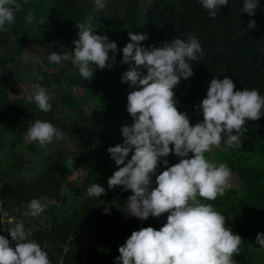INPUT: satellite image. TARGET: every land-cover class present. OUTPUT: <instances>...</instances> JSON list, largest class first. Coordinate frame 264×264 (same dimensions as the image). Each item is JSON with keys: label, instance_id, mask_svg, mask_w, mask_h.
Masks as SVG:
<instances>
[{"label": "trees", "instance_id": "1", "mask_svg": "<svg viewBox=\"0 0 264 264\" xmlns=\"http://www.w3.org/2000/svg\"><path fill=\"white\" fill-rule=\"evenodd\" d=\"M260 2L264 7V0ZM93 7L92 0H28L16 13L14 22L0 32V48L12 40V52L0 53L2 70L16 67L13 64L16 56L24 57L32 45L74 48L72 41L78 38L75 25L90 15L94 32L107 35L117 44L113 66L104 70L94 67L93 76L88 81L79 75L70 61L57 65L47 60L49 71H42L40 86L48 91L53 88V81L59 84L65 80L73 88L82 89L79 93L72 88L59 90L60 104L66 109L62 114H53L51 110L46 113L39 111L27 99L28 95L10 98L6 82L0 81V150L7 145L12 153L10 169L5 174L0 173V189L8 195H4V208L11 210L15 205L19 211V219H11L6 227L11 228L25 217L23 223L31 232L30 238L42 247L46 246L51 264L57 263L59 257L56 253L61 252L63 243L68 244L61 257L63 264H113V258L119 255L118 247L133 230L148 226L158 229L166 218L167 213L159 218L150 216L141 222L127 215L117 207L126 203L130 191L120 192L118 187L107 190V185L100 198L89 197L86 193L68 212H55L59 208L57 201L61 198L64 179L55 175L54 170L66 159H75L86 170L89 185L97 183L103 186L116 170V165L110 169L106 166L109 159L106 150L119 143L112 135L117 132L121 136L120 126L132 122L125 108L127 94L132 89L126 82H120L121 73L127 70V65L120 62V49L128 42L129 31L147 33L148 39L141 42L145 47L163 46V42L170 43L177 36L187 40L189 34L199 39L203 56L190 62L193 75L188 79L181 78L173 89L174 98L178 101L177 109L188 114L190 124L202 118L193 105L204 98L214 76L231 78L235 83L234 91L256 88L264 95L262 8L256 7L254 15L249 16L238 11L243 7V0H229L213 19L198 0H107L104 9L92 12ZM28 11L34 16L32 23L25 20ZM250 20H255L253 29H247ZM22 67L19 75L30 82L33 72H29L26 63H22ZM32 86H29L30 91L34 90ZM35 111L40 120L49 121L60 129L75 148L55 147L46 156L42 169L28 180L21 181L16 177V171L24 160L16 146L19 138L26 136L30 115ZM246 127L240 148H228L222 140L221 149H213L217 152L206 157L216 163H226L234 178L230 181L232 187L223 196L206 202L223 213L225 223L242 238L240 251L233 257L236 264H243L248 259L259 263L264 260V249L255 243L256 233H264V115L256 121H247ZM29 146L32 150L35 145L30 143ZM167 159L170 164L178 161L172 154ZM249 181H255L254 185L258 186L253 188ZM6 185L8 189L3 188ZM250 189L255 191L251 193ZM34 197L51 201L49 214L53 219L48 225L45 221H38L32 228L29 217L24 215L27 203ZM106 204L110 214L102 211ZM84 252L86 257L82 258Z\"/></svg>", "mask_w": 264, "mask_h": 264}, {"label": "clouds", "instance_id": "2", "mask_svg": "<svg viewBox=\"0 0 264 264\" xmlns=\"http://www.w3.org/2000/svg\"><path fill=\"white\" fill-rule=\"evenodd\" d=\"M198 2L214 19L229 0ZM27 3L0 0V32L14 22L22 4ZM92 3V12H97L105 8L107 0ZM256 7L257 0H243L238 11L253 16ZM25 20L33 22L31 11ZM92 20L90 15L77 21L78 38L72 41L75 47L70 52L53 51L47 56L49 63L57 65L70 61L87 81L94 67L111 68L117 52L115 41L94 32ZM254 27L255 20H250L247 29ZM127 35L128 42L120 49V62L127 65V70L121 73L120 82L132 89L125 105L132 122L120 126L122 142L106 150L117 166L106 181L107 190L118 187L120 192L130 191L122 207L112 204L141 222L150 216L167 215L158 229L148 226L133 230L118 247L113 264H236L233 257L240 251L242 238L225 223V215L206 202L223 196L232 187L231 169L226 163L209 160L205 153L220 147L222 140L228 148H240L241 137L247 132L246 122L264 115V95L256 88L234 91L231 78L214 76L204 98L193 105L202 118L190 124L188 114L177 109L173 89L181 78L193 75L190 62L203 56L199 39L189 34L187 40L177 36L170 43L163 42V46L145 47L141 42L148 39L147 33L129 31ZM32 87L27 99L39 111H50L51 97L45 88L39 84ZM26 138L43 147L53 139L61 140L63 133L51 122L36 119L28 127ZM169 154L178 161L170 164ZM105 192L97 183L86 188L89 197L100 198ZM46 208V202L34 197L24 215L35 218ZM102 211L110 214L109 206L106 204ZM7 216L8 222L12 215ZM6 234L8 238L0 235V264H51L46 246L30 238L31 232L22 221L15 222ZM255 243L264 249V233H256Z\"/></svg>", "mask_w": 264, "mask_h": 264}, {"label": "rangeland", "instance_id": "3", "mask_svg": "<svg viewBox=\"0 0 264 264\" xmlns=\"http://www.w3.org/2000/svg\"><path fill=\"white\" fill-rule=\"evenodd\" d=\"M149 2V0H148ZM12 40L10 39L8 41V43L6 45H4L3 47L0 48V53L3 52H12ZM73 48L71 49H65V48H60V47H54L53 45H49L44 47L43 45H32L29 50L27 51V53L24 55V57L22 56H16V60L13 62V64L16 65V67L11 68L10 69H5L2 70L0 69V81H5L7 86H8V95L10 98L14 99V98H18V97H25L27 95H29L32 91L29 90V86L30 85H35V84H40V80L42 78V71L44 73V71H49V69L46 67L47 65V56L49 54V52H57V53H65V52H70ZM22 63H26L27 65H29V72H33V76L29 79L30 82L34 79V81H32V83L28 82L27 80H25L24 76H20L19 72L21 69H23L22 67ZM24 66H26L24 64ZM17 71V72H16ZM51 72V71H50ZM30 83V84H29ZM73 89V91L75 93H79L82 89L80 87H72L71 83L67 82V81H61L59 84L56 83V81H53V88L52 89H48L47 93L49 94V96L51 97L50 99V103L52 104V108H51V112L53 114H62L64 112H66V109L60 104L59 101V90L61 91H69L70 89ZM10 89H14L13 91ZM86 110V107H84ZM36 119H39V115L38 113L32 112L30 115V122L29 125L31 124V122H34ZM116 129V127H115ZM117 132L115 133V135H112V138H117V141L120 143L122 142V136L117 135ZM19 145L20 146H16L19 149V154H21V156L24 159V163L22 165H20L19 169L16 171V177H18L21 181L23 179L28 180V178H30L31 176L35 175L36 173H38L42 167L43 164L46 161V156L48 154H50L55 147H59L62 149H66V150H72L74 149V144L73 142L66 136L63 135V138L61 140H56L53 139L52 143L45 145L43 147H41L37 142L35 141H29L26 136L19 138ZM33 143L32 146L33 149L30 150V146L29 144ZM57 145V146H56ZM26 146H29V148H27ZM221 146V145H220ZM8 148L7 145H5L4 147L1 148V151L3 149ZM213 149H221L220 147L218 148H213ZM215 152H217L216 150H212L209 153H205V156L207 157L208 155H214ZM217 156V155H216ZM106 166L110 169L115 167L114 162L109 158L107 159V161L105 162ZM54 174L63 177L64 179V184L62 185V194H61V198L58 199V204H59V208H57L56 211H58L59 213H66L68 212V210L70 209V207L72 206H77L78 203L82 200L83 196L86 194V188L87 186H89L88 180H87V176H86V170L82 169L78 163L76 162V160L74 159H66V161L61 164L57 169L54 170ZM234 178L231 177V180H233ZM107 180L104 181L103 183V187H105L107 185L106 183ZM252 182L251 185L253 186V188L257 187L254 185L255 181H249ZM238 184V181H237ZM260 184V183H259ZM4 188V187H3ZM255 191V189H250V192L253 193ZM0 193H1V203H2V211L5 212L8 215H12L9 217L13 218H18V207L17 206H13L15 207V211L12 212L10 210H6L4 208L3 205V201H4V193L3 191L0 189ZM6 197L8 195H5ZM43 202L47 203V208L45 209V212L35 218L29 217V221H30V225L32 226V228H35L37 226V222H44L45 221V225H48L50 223V221H52L53 216H51V212H50V200H45ZM17 213V214H16ZM50 213V214H49ZM5 216H0V219L4 218ZM24 222L26 220L25 217H23L22 219ZM21 221V219H20ZM5 224H7V221H5ZM162 222H159V225H161ZM5 229L7 231V227L5 226ZM0 235H4L6 238H8V234H3V232L0 229ZM51 247V246H49ZM56 256L58 257V253H56ZM243 264H264V260L263 262H257V261H252V260H246L244 261Z\"/></svg>", "mask_w": 264, "mask_h": 264}, {"label": "crops", "instance_id": "4", "mask_svg": "<svg viewBox=\"0 0 264 264\" xmlns=\"http://www.w3.org/2000/svg\"><path fill=\"white\" fill-rule=\"evenodd\" d=\"M20 143H18L17 146ZM24 160V159H23ZM12 163V153L11 150L9 148H4L2 151L0 150V173L5 174L8 172V170L10 169ZM5 189H8V186L6 185V187H4ZM12 212L15 211V207H12L11 210Z\"/></svg>", "mask_w": 264, "mask_h": 264}, {"label": "built area", "instance_id": "5", "mask_svg": "<svg viewBox=\"0 0 264 264\" xmlns=\"http://www.w3.org/2000/svg\"><path fill=\"white\" fill-rule=\"evenodd\" d=\"M1 206H2V203H1V195H0V216H5L4 218L0 219V229L3 232V234H6V229H5L6 224H5V221L7 220L8 216H7V214L5 212L2 211ZM10 246H12V245L10 244ZM67 249H68V244L67 243H63L62 244V251L60 253H58L59 260H58V262L56 264H60L61 257H62V255L65 253V251ZM85 256H86V253L84 252L83 253V257H85ZM83 261L84 260H82V262Z\"/></svg>", "mask_w": 264, "mask_h": 264}, {"label": "water", "instance_id": "6", "mask_svg": "<svg viewBox=\"0 0 264 264\" xmlns=\"http://www.w3.org/2000/svg\"><path fill=\"white\" fill-rule=\"evenodd\" d=\"M257 7H260V8H262V9H263V12H264V7L261 5V2H260V0H257Z\"/></svg>", "mask_w": 264, "mask_h": 264}]
</instances>
